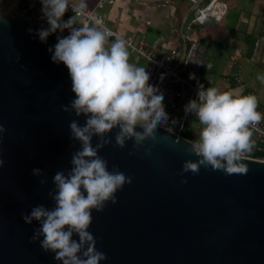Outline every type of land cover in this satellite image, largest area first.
Masks as SVG:
<instances>
[{
    "label": "water",
    "instance_id": "1",
    "mask_svg": "<svg viewBox=\"0 0 264 264\" xmlns=\"http://www.w3.org/2000/svg\"><path fill=\"white\" fill-rule=\"evenodd\" d=\"M22 1L0 0V264H62L30 242L39 222L26 224L21 213L53 207L54 174L67 173L80 148L69 124L83 125L85 117L62 111L75 94L68 69L48 49L63 35L41 42L36 33L48 27L19 13ZM117 131L98 154L132 183L117 191L115 204L92 211L89 231L107 256L101 264H264V159L245 157L246 175L201 167L181 176L183 162L198 157L177 128L158 126L133 156V141L114 146ZM33 169L43 171L46 185Z\"/></svg>",
    "mask_w": 264,
    "mask_h": 264
},
{
    "label": "clouds",
    "instance_id": "2",
    "mask_svg": "<svg viewBox=\"0 0 264 264\" xmlns=\"http://www.w3.org/2000/svg\"><path fill=\"white\" fill-rule=\"evenodd\" d=\"M42 16L49 27L37 31L41 42L57 32L68 30V35L57 36V43L48 49L54 63H63L71 79V91L75 98L66 106L65 113L83 115L85 123L78 120L69 124L70 138L78 141L79 150L72 153L71 168L65 173L57 171L53 177L54 190L48 192L53 207L43 204L32 207L30 213H21L26 224L39 222L33 230L31 243L39 241L45 253H53L62 264H101L107 259L97 250V240L89 231L92 211L102 212L107 202L115 204L116 193L132 178L98 153L112 144L109 133L115 134V147L123 149L127 141H133V156L149 138L155 139L157 127L166 123L168 113L163 105V93L149 83L150 73L145 67L129 61V44L102 25L73 27V18H62L71 8L82 13L83 0L78 5L70 0H40ZM29 33L32 29L28 30ZM163 76L161 77V79ZM264 82V75L258 76ZM255 95H244L243 90L222 91L213 86L199 85L196 99L185 106V114H193L200 125L197 138L188 144L189 153L198 159L185 160L178 173H200L201 167L223 171L227 175L248 173L245 154L253 150L252 129L264 114L257 111ZM141 128L142 131H137ZM6 129L0 125V135ZM97 138L93 146V138ZM146 149L145 153L148 154ZM4 164L0 159V167ZM33 175L42 177L40 185L47 184L41 169H33ZM181 184H186L183 178ZM78 237V239H75ZM42 238V239H41Z\"/></svg>",
    "mask_w": 264,
    "mask_h": 264
},
{
    "label": "crops",
    "instance_id": "3",
    "mask_svg": "<svg viewBox=\"0 0 264 264\" xmlns=\"http://www.w3.org/2000/svg\"><path fill=\"white\" fill-rule=\"evenodd\" d=\"M72 1L77 5L80 3V0ZM97 1L83 0L84 9L95 8ZM157 1L118 0L113 4L105 3L99 12L104 22L125 38L138 41L145 37L150 43H156L158 56L172 48L184 52L187 35L191 34L188 24L197 6L208 0H171L162 5ZM223 1L228 5L226 15L221 20L210 18L206 22L204 38L182 75L196 88L202 84L205 88L213 86L222 91L253 92L258 100L257 111L264 114V82L258 79L264 75V42L256 45V41L264 37V0ZM25 3L23 0L22 4ZM70 17L73 18V27L82 26L80 19L70 10L62 19L67 21ZM129 53L130 63L147 70V60L137 59L130 49ZM180 60L176 62L177 67ZM167 79V73L160 74L162 86ZM192 91L190 86L183 90L170 119L172 126H169L193 141L200 125L193 114L186 115L184 111V106L196 99L197 92L193 94Z\"/></svg>",
    "mask_w": 264,
    "mask_h": 264
},
{
    "label": "built area",
    "instance_id": "4",
    "mask_svg": "<svg viewBox=\"0 0 264 264\" xmlns=\"http://www.w3.org/2000/svg\"><path fill=\"white\" fill-rule=\"evenodd\" d=\"M118 0H98L95 8L92 9H83L82 13H74L71 8L70 11L76 15L82 26L84 23H87L89 26L102 25L103 27L109 29L114 36L110 37L114 39L116 36L122 37L129 44V49L134 53L137 59L143 58L148 61L147 70L150 73L149 83L153 86L158 82L159 76L161 73H167L168 79L164 85L160 88L163 93V105L165 111L169 115V119L166 123L161 124V126L171 128L169 126V121L173 116V112L178 105V99L182 96L183 90L190 86L193 88V94L197 92L198 88L193 87V85L187 80L185 76L182 75V71L186 70L191 63V60L194 58L195 53L197 52L200 43L204 38V26L206 22L213 18L215 20H221L227 12L228 5L223 0H208L203 4H199L196 8L195 14L191 18L188 24V30L191 31V34L187 35V47L184 52L178 48H172L169 51L160 54H156L159 46L156 43H150L145 37H142L138 41L133 39H127L123 35L117 33L112 28H110L103 20L99 9L102 8L105 3L113 4ZM171 0H158V4H167ZM70 4H76L70 0ZM77 5V4H76ZM42 4L40 0H27L25 5H20L17 10L19 13H22L34 20L41 25L49 27L46 19L42 16ZM63 36L68 35V30L64 32L57 31ZM264 42V37L256 41V45L259 46L260 43ZM180 60L178 67L176 62ZM252 94L253 92H247L244 95ZM256 96V95H255ZM252 141L254 143L253 151H264V121L256 125L252 129ZM245 154V157H256L253 156V153ZM262 158L264 157H257Z\"/></svg>",
    "mask_w": 264,
    "mask_h": 264
},
{
    "label": "trees",
    "instance_id": "5",
    "mask_svg": "<svg viewBox=\"0 0 264 264\" xmlns=\"http://www.w3.org/2000/svg\"><path fill=\"white\" fill-rule=\"evenodd\" d=\"M26 2H27V0H26ZM25 4H22V5H25ZM252 153H253V156L264 157V151H253Z\"/></svg>",
    "mask_w": 264,
    "mask_h": 264
},
{
    "label": "rangeland",
    "instance_id": "6",
    "mask_svg": "<svg viewBox=\"0 0 264 264\" xmlns=\"http://www.w3.org/2000/svg\"><path fill=\"white\" fill-rule=\"evenodd\" d=\"M4 2L6 1V0H3ZM169 125H171L172 126V122H171V120L169 121Z\"/></svg>",
    "mask_w": 264,
    "mask_h": 264
}]
</instances>
